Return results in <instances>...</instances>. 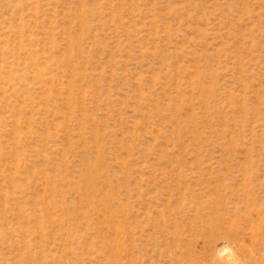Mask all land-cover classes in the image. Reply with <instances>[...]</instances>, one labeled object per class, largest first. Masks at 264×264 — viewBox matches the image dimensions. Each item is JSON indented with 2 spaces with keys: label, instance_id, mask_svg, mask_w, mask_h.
<instances>
[{
  "label": "rangeland",
  "instance_id": "rangeland-1",
  "mask_svg": "<svg viewBox=\"0 0 264 264\" xmlns=\"http://www.w3.org/2000/svg\"><path fill=\"white\" fill-rule=\"evenodd\" d=\"M264 0H0V264H264Z\"/></svg>",
  "mask_w": 264,
  "mask_h": 264
},
{
  "label": "built area",
  "instance_id": "built-area-1",
  "mask_svg": "<svg viewBox=\"0 0 264 264\" xmlns=\"http://www.w3.org/2000/svg\"><path fill=\"white\" fill-rule=\"evenodd\" d=\"M263 235H264V229H263Z\"/></svg>",
  "mask_w": 264,
  "mask_h": 264
}]
</instances>
